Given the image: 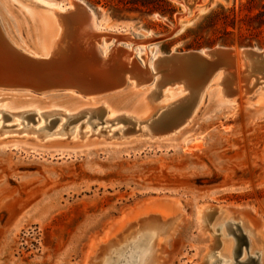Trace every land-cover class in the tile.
<instances>
[{
	"label": "rangeland",
	"instance_id": "374dc122",
	"mask_svg": "<svg viewBox=\"0 0 264 264\" xmlns=\"http://www.w3.org/2000/svg\"><path fill=\"white\" fill-rule=\"evenodd\" d=\"M30 1L0 0V34L27 55L42 53L55 30L39 19L43 4ZM81 1L101 28L98 54H109L115 82L123 78L126 84L108 93L104 84L106 91L91 95L64 86L65 91L39 94L12 89L34 87L29 82L0 79V264H141L142 242L157 230L144 223L154 215L169 223L178 216L181 225L162 249L161 264H264L263 245L239 224L243 218L264 238V104L256 105L257 74L240 57L242 49H264V25L251 33L239 23L257 13L264 0H169L176 7L172 19ZM214 12L233 16V26L215 24L209 19ZM64 19L66 36H77L81 18ZM176 27L171 37L149 43ZM70 44L73 59L42 64L49 74L58 73L51 66L83 67L75 43ZM217 47L236 51L232 78L228 74L216 84V75L202 90L208 74L193 72L189 87L182 84L183 92L165 101L173 103L169 109L147 123L130 122L147 94L162 96L168 89L167 72L159 67L164 57ZM121 49L134 52L137 65L148 69L147 78H130L133 66L119 68L112 53ZM84 56L96 61L92 52ZM226 89L236 96L223 97L219 90ZM133 130L138 132L128 134ZM195 138L202 139L200 149L185 152L183 146ZM209 205L205 220H199ZM215 206L227 215L209 224ZM156 209L158 215L151 213ZM160 237L153 238V249ZM217 238L225 240L220 253ZM212 242L214 251L204 258Z\"/></svg>",
	"mask_w": 264,
	"mask_h": 264
},
{
	"label": "bare ground",
	"instance_id": "6f19581e",
	"mask_svg": "<svg viewBox=\"0 0 264 264\" xmlns=\"http://www.w3.org/2000/svg\"><path fill=\"white\" fill-rule=\"evenodd\" d=\"M66 1L68 2L67 5H64L63 1H58V2L57 1L56 2L51 1V0H31L30 1L36 7H39L40 5L43 4L42 5L43 6V9H42L43 14L41 17H39V19H41L40 21L42 23H44L45 25H47V27H52V29L55 28L53 33H51L50 41L46 43L45 50L42 53H37V54H33V55L23 54L22 52L17 50L16 47H14L7 39L6 40L10 43L12 50H15L16 53H19L20 56L24 57V59H26L27 61L32 62V63H34V62L42 63L43 62V63H48V64H49V62H52L54 60L56 61V60L67 59V58L73 59V56H71V52L68 51L71 48L70 41H72V44L75 43V46H76L74 51L78 52V56L76 58L80 59V64L83 67H80L79 70L73 71L69 67L52 68V66L50 65L51 67L49 70H53V71L56 70V71H58V73L49 74L50 72L48 71V68H45L44 65H43V67H34L33 66V68H34L35 72L38 74V76H44L46 79L52 80L53 82H55L57 84L56 86H58V87L64 86L67 88H76V89L78 88L80 91H82L86 95H91V93H100V92L106 91L107 89H105L103 87L104 84L108 86V90H109V88L111 86L116 85L115 84L116 83L115 77H114L115 74L111 70L112 64H110L109 61L106 62V59L109 58L108 57L109 54L104 56V57L99 54L100 57L102 58V61L99 63L97 61H93V62L88 61L85 59V56H84L85 53H91V52L93 53V50L96 52L97 51L96 50L97 44L100 43V35L101 34H99L98 32L101 30V28L96 24V21H95L96 17L93 14V12L86 6V4L84 2H82L81 0H66ZM71 15L79 16L81 18V21L78 24H76L77 30L75 32V35H77V36H74L70 39L65 34L66 30H65V19L64 18L67 16H71ZM120 33H123V32H120ZM90 35L93 38H91ZM105 35H107V33H105ZM115 37L121 38L119 35H115ZM3 38H6V37H4V35H3ZM156 40H162V37L161 38H153V39L149 40V42L150 41L156 42ZM107 41H109V39H107ZM142 43H145V42H142ZM194 52H197L200 55V57L194 58V57L182 56V55L188 54V52H185L183 54H181V53H170L169 56H167V58L164 57L165 64H161V62H159V67L162 69H165V71L167 72V74H166L167 78L165 79L166 81L164 83V86L166 87L169 85L167 87L168 89L164 93L160 92L162 94V96L156 94V97H152L150 94L149 95L147 94L145 101H144L143 105L141 106L140 110L137 113H134V114H136L135 116H131L132 120L130 122H134L135 124H138L139 122H146L147 123L148 121H150V119L154 115H157V113H159L161 109L170 107L171 104H173V103L169 102L168 104H166L165 101L173 99L172 96H175L176 93H182L183 92V87L181 85L184 84V85L188 86L189 75L193 72H196L197 74H201L203 76H204V74L205 75L208 74V77L205 79V83L202 85V90L208 86L209 82H211L216 75H217V78H216L217 80L215 82H216V84H218L219 81H221V80L223 81L225 79L226 75H228V74L231 75V73L232 74L236 73V70H237L236 59L237 58H236V51L234 48L217 47V48L212 49V50H206V51L205 50H202V51L198 50V51H194ZM112 54L114 56L116 63L119 64L118 65L119 68L126 66V65L133 66L134 71L130 70V73H131L130 78L133 76H135L136 78H141V79H143L145 77L147 78V76H148L147 70L148 69L143 70L139 65H137V63H135V60L132 58V56L134 54L133 51H131V50L126 51L125 49H121L119 51L117 50L116 52H114ZM144 56L145 57L143 59L146 61L148 58V54L146 53ZM168 57H171V59H168ZM240 57L244 61H248L245 64H249V65L252 64V68L254 70L253 74H257V75H254L255 76L254 86H260L258 94H257V96H260V98H259L258 102L256 103V105H258V104L262 105V104H264V82H261V81L262 80L264 81V77L263 78H261V76L259 77L260 74H258V73H260V72L264 73L263 72L264 71V49L261 51H257L255 49L245 48V49H242L240 51ZM52 59H54V60H52ZM39 61H41V62H39ZM167 62H171L172 64L168 65ZM261 62H263V63H261ZM48 64L46 67H48ZM258 64H260L262 67L258 66ZM7 67H10V66L0 65V79L1 80L5 79V81H7L9 83H17V82H25L26 81L24 78L21 79L18 76H16L15 74L7 73V71H8L6 69ZM25 67L26 68H23L24 69L23 73L32 72L30 69V67H31L30 65H25ZM54 67H55V65H54ZM156 68H157V63H155V65H154L155 70H156ZM89 69H90L92 74L88 71ZM127 71H129V70H127ZM43 72H45V75H43ZM94 72H97V74L95 73L96 74L95 75ZM123 72H125V71H123ZM216 72H219V73L217 74ZM241 73L243 75H246L243 71H241ZM232 76L233 75H231V78H232ZM130 78L128 77L126 79L128 80ZM233 79L235 80V77ZM228 82H224V84L228 83ZM14 85H16V84H14ZM137 86H138V84H137ZM225 87L227 88V86H225ZM189 89L192 90L191 88H189ZM228 89L225 90L227 94L224 93L222 90H219V93L225 98L226 97H231V98L235 97L236 92H233L232 90H228ZM236 89H237V87L235 88V91H236ZM89 99H91V98H89ZM247 100H249V99H247ZM126 122L128 123V121H126ZM228 128H229V126L226 127L227 130H228ZM43 129L44 128H40L37 131H41ZM121 131L124 132V130L119 129L120 133H122ZM137 132H138L137 130H133V131H129L128 134H131V133L136 134ZM170 132H172V131H170ZM143 133H146V132L143 131ZM201 146H202V139L201 138H195L192 145H188V143H187L183 146V149L185 152H188V151H192L194 149H200ZM209 208H212V206L211 205L205 206L204 208H202L200 210L199 220H202V221L205 220L204 211L206 209H209ZM214 208H215V212L213 213V215L211 217H209L210 218L209 224L214 222L218 217L222 218L223 215H227L226 209H224L220 206H215ZM157 210H159V209H156L155 211L152 210L153 212H151V213H155L158 215L159 212ZM223 219L224 220L227 219L228 220L227 222H229V221L234 222L233 218H229L226 216H224ZM241 219H239L240 220L239 224L243 227V231H244V229L246 231H248V233L252 235V239H253L254 243L261 244L264 247L263 235L257 229L253 228L252 226H249L247 221H245L243 218H241ZM167 220H168V218H161L160 219V217L157 218V216L154 215V216L148 217L146 220V223H144V227L147 226V227H151V228H154L157 230L154 233H150L152 238H151V236H148L142 242L143 248L139 249V250H142L141 252H142V256H143V258L141 260V264H161V258L164 254L162 249L169 246L171 241L176 236V234L179 230V227L181 226L178 216H175V217L173 216L170 220V222L172 221L171 223H169ZM236 223H238V222H234L233 224L236 225ZM165 225L167 226V228H163ZM156 235H161V237L158 240L157 249H153L152 248L153 238ZM213 235H214V233L212 232V239L215 236V235L214 236ZM217 241H218V245L215 248V251H216V253H220V250H221V252L223 251V247L225 245V240H223V238L222 239L217 238ZM229 241H230L229 243H232V240L229 239ZM104 242H106V244H108L110 242V240L104 241ZM210 246H211V248H210ZM210 246L208 247V249L204 255V258L208 257L209 256L208 254H210V252L214 249L213 248V246H214L213 242L210 244ZM141 247L142 246H140V248ZM101 248H103V247H101ZM101 248H99V249H101ZM249 248L251 249V241L249 244ZM126 250H128V249L126 248ZM150 252H151V254H150ZM132 253H134V252H132ZM139 253H140V251H139ZM149 254H150V257H149ZM131 255H130V257H131ZM136 255H138V253ZM242 255H244V253ZM118 256H116V257H118V258L121 257L120 255H118ZM89 259H90V257H89ZM147 259H148V261L145 263V261ZM133 261H131V263ZM110 263H112V262H110ZM239 264H241V263H239Z\"/></svg>",
	"mask_w": 264,
	"mask_h": 264
},
{
	"label": "water",
	"instance_id": "95a60500",
	"mask_svg": "<svg viewBox=\"0 0 264 264\" xmlns=\"http://www.w3.org/2000/svg\"><path fill=\"white\" fill-rule=\"evenodd\" d=\"M57 1H60V0H57ZM177 28L178 27H176L171 32V34L168 35L166 38H162V40H156V42H160V41H163V40L171 37ZM0 29L2 30L1 26H0ZM5 37H6V35H5ZM7 40H9V39L7 38ZM7 40L5 38H3V35L2 36L0 35V65L10 66V67L6 68L8 70L7 73L15 74L19 78H21V79L24 78L26 80V82L32 83L34 85V87H24V88L23 87L22 88L15 87L12 89L29 90V91L39 93V94L44 93V92L47 93V92H53V91H59V90L65 91V90H63V89H65L64 87L56 86L57 84L53 83L52 80H48L44 76H38V74L35 72L33 66L34 67H43V65H42L43 62L42 63H38V62L32 63V62L27 61L26 59H24V57L20 56L19 53H16L15 50H12V47ZM150 42L154 43V41H150ZM249 49H253V48H249ZM96 52L98 53V51H96ZM96 52L93 50V53L95 55V60L99 63L102 61V58ZM183 53H185V52H181V54H183ZM182 56L194 57V58L200 57V55L194 51H188V54H185ZM91 58H93V56H91ZM165 58H167V57H165ZM168 59H171V57H168ZM108 60L109 59L107 58L106 62H108ZM39 62H41V61H39ZM135 63H136V61H135ZM25 65H30L31 66L30 69L32 72L23 73V71H24L23 68H26ZM95 73L97 74V72H94V74ZM43 75H45V72H43ZM115 84L116 85L111 86L109 88V90L106 92L108 93V92H112V91H116L118 89H121L126 84V80L124 81L123 78L119 79L118 82H116ZM3 88H5V87H3Z\"/></svg>",
	"mask_w": 264,
	"mask_h": 264
},
{
	"label": "trees",
	"instance_id": "16d2710c",
	"mask_svg": "<svg viewBox=\"0 0 264 264\" xmlns=\"http://www.w3.org/2000/svg\"><path fill=\"white\" fill-rule=\"evenodd\" d=\"M95 1L97 4H112L118 10L136 11L144 16H152L154 14L160 17H168L172 19L176 7L169 0H89ZM209 19L217 22L221 21L223 26H233L234 17L224 12H214ZM239 23L247 28L248 31L256 30L264 25V5L255 14H248L246 18H241ZM251 33H254L251 31ZM228 34V33H227ZM253 34H251L252 36ZM240 41L245 40L246 36L241 34Z\"/></svg>",
	"mask_w": 264,
	"mask_h": 264
}]
</instances>
